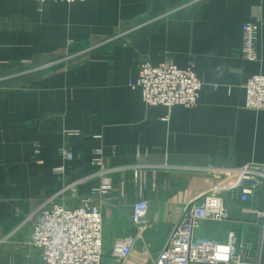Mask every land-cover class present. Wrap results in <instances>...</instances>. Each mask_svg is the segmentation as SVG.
Returning a JSON list of instances; mask_svg holds the SVG:
<instances>
[{
  "label": "crops",
  "instance_id": "0c3cea01",
  "mask_svg": "<svg viewBox=\"0 0 264 264\" xmlns=\"http://www.w3.org/2000/svg\"><path fill=\"white\" fill-rule=\"evenodd\" d=\"M245 23L258 27L256 60L241 51ZM170 58L195 68L196 106H147L129 85L141 60ZM258 73L264 0H0V264H45L29 244L34 211L53 195L78 205L99 186L96 149L113 186L110 200L94 201L104 219L102 264H119L115 246L129 235L138 243L123 264H153L186 209L210 192L231 219L204 220L196 235L227 242L234 233L240 264H264V177L247 202L227 189L234 171L264 165V110L245 106ZM69 128L81 135L66 136ZM137 170L150 202L142 224L131 217Z\"/></svg>",
  "mask_w": 264,
  "mask_h": 264
},
{
  "label": "built area",
  "instance_id": "2783aa9c",
  "mask_svg": "<svg viewBox=\"0 0 264 264\" xmlns=\"http://www.w3.org/2000/svg\"><path fill=\"white\" fill-rule=\"evenodd\" d=\"M39 3L66 1L74 3L83 0H35ZM161 15L156 19L163 18ZM258 27L253 23L243 26L242 54L248 60L258 58ZM7 76H0V81ZM129 85L140 91L141 98L147 106L165 105L172 107L182 105L194 107L198 104L202 81L195 68H180L173 59L153 62L143 59L139 65V76ZM252 110H264V74L258 73L246 83V105ZM66 136L78 137V129H65ZM41 144L36 143L37 152ZM60 152L67 160L74 155L67 145ZM93 163L101 167L102 182L91 189L82 198L80 204L68 206L64 201L56 202L54 195L44 199L34 213L37 218L33 224L29 244L39 249L45 264H102L104 257V219L101 205L95 199L106 202L110 200L113 188L111 170L104 168L102 149L95 150ZM64 171L63 166L56 168ZM139 186V199L132 207L131 217L134 223H145L150 211V202L144 196L147 189L145 171H135ZM264 177V165L243 168L234 171L228 179V192L238 196L242 202L250 201ZM33 213V214H34ZM32 216V215H31ZM264 218V213H261ZM231 213L223 198L214 192L206 193L193 202L185 211L182 220L175 227L165 247L153 259V264H240L242 247L234 233L227 242L198 237L196 230L204 220L228 221ZM264 239V235H263ZM138 237L129 235L115 246V255L120 264L125 263L134 253Z\"/></svg>",
  "mask_w": 264,
  "mask_h": 264
},
{
  "label": "rangeland",
  "instance_id": "374dc122",
  "mask_svg": "<svg viewBox=\"0 0 264 264\" xmlns=\"http://www.w3.org/2000/svg\"><path fill=\"white\" fill-rule=\"evenodd\" d=\"M123 34H124V33H121V34H119L117 37H121V36H123ZM37 69H41V68H37ZM0 76H2V74H1ZM119 264H120V263H119Z\"/></svg>",
  "mask_w": 264,
  "mask_h": 264
}]
</instances>
